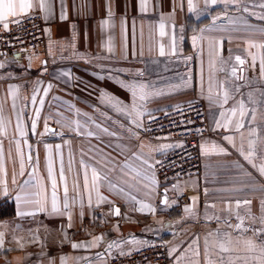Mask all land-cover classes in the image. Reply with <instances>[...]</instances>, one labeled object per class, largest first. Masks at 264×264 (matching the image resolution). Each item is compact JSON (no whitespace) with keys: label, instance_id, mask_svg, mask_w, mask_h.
Masks as SVG:
<instances>
[{"label":"crops","instance_id":"crops-1","mask_svg":"<svg viewBox=\"0 0 264 264\" xmlns=\"http://www.w3.org/2000/svg\"><path fill=\"white\" fill-rule=\"evenodd\" d=\"M47 2L50 5L47 12L34 0L36 6L27 14L7 21L29 14L39 15L43 23V43L33 50L0 57V63L4 64L0 68V115L7 124V135H0L3 161L0 208L9 211L0 216V233H3L0 264H108L111 254L145 245L129 243L132 240L147 244L161 241L168 255L170 249L175 248L169 255V264H176L177 258L182 256L180 264H192L197 259L194 251L198 244L200 264H205V238L211 251L217 253L219 250L213 244L227 239L225 234H230L237 250L220 255L246 257L247 264H261L264 259L260 251L264 246V176L260 175L258 167L264 164V75L260 63L264 48L251 45H264V20L257 18L264 15V8L259 7L264 0H239L240 10L237 4L206 8L205 0H193L196 12L188 10V0H146L144 12L140 11V0ZM244 6L249 12L242 10ZM62 13L66 19H61ZM216 16L220 19L213 23ZM105 20L107 24L102 23ZM161 23L165 25L163 37L160 36ZM173 34L175 55L171 54ZM193 37L197 38L195 44ZM161 45L165 56L159 55ZM237 56L244 60L243 65L237 63ZM210 60L215 62L212 69ZM221 60L226 63L221 64ZM234 66L237 76L242 78L231 76ZM220 67L225 71H219ZM117 80L146 83L163 90L165 95L151 99L146 105L152 114L195 100L204 103L209 134L198 143L199 175L158 181L153 168L142 161L148 160L153 165L158 155L172 149L158 150L161 145L178 143L130 134L125 122L127 117L117 114L100 95L104 91L130 103L131 94L116 83ZM185 81L190 82L185 85ZM49 85L51 88L45 95L44 89ZM10 87L18 89L15 96L10 93ZM224 91L228 92L229 99L221 108L219 101ZM34 92L35 103L32 102ZM241 101L248 109L242 129L243 147L247 153L248 141L255 142L253 162L257 167L240 155L241 136L234 127L231 130L216 127V121L222 119L220 112L238 109ZM101 113L111 119H105ZM17 114L26 132L23 138L15 133ZM253 114L255 121L251 119ZM146 117H142L143 122ZM33 120L37 124L34 132ZM76 121L79 129H76ZM45 124L53 132L41 135ZM96 124L101 127L97 128ZM252 128L256 135L249 136ZM228 135L234 136L235 147L224 139ZM16 139L21 140L25 157L24 175H20ZM25 140L27 145L23 143ZM211 143L224 147L227 154H202L201 145ZM45 145L51 146L57 174L59 213L52 212V188L47 173L49 152ZM29 152L33 157L31 162L27 160ZM61 159L68 185L69 208L66 210L63 208L64 185L59 180ZM84 166H87L89 190L84 188ZM92 168L105 178L100 182V194L106 199L98 203L92 191L89 206ZM14 174L16 183L12 182ZM5 181L7 195L4 194ZM74 181L78 187H74ZM183 191L189 192L188 199L180 204L177 196ZM38 193L45 201L44 211H38V205L33 203L41 198ZM165 195L167 205L162 203ZM17 196L21 197L19 201ZM246 200L250 204H244ZM137 201L151 205L155 212L138 210ZM237 201L241 202L239 208ZM185 207H191L193 213H185ZM117 208L119 215L114 214ZM237 213L243 219L241 229L235 228L240 223ZM94 237H103L96 247H72L73 244L88 245ZM248 239L256 245L252 250H247L245 241ZM113 242L119 247L109 249L108 245ZM211 258L217 260L218 256ZM237 264H245L244 259Z\"/></svg>","mask_w":264,"mask_h":264},{"label":"snow or ice","instance_id":"snow-or-ice-1","mask_svg":"<svg viewBox=\"0 0 264 264\" xmlns=\"http://www.w3.org/2000/svg\"><path fill=\"white\" fill-rule=\"evenodd\" d=\"M217 4H223L225 5V7H227L229 4H237L238 8L237 10H240L239 7V0H205V6L206 8L208 6H214ZM36 5L34 4V0H0V22H3V28L5 30H7L9 28V24L7 23V21L9 20V18H15L24 14H27L29 12V10L33 9ZM38 6L41 10L44 11H49L50 10V5L48 4L47 0H38ZM259 7L264 8V4L259 5ZM146 10V0H140V11L144 12ZM188 10L190 12H196V8L193 5V0H188ZM242 10L244 12H249V8L247 6H244L242 8ZM199 14V13H197ZM252 15H255V13H251ZM108 15L109 17H111L112 13H111V9H108ZM47 18V17H45ZM258 19H262L264 20V15H260L257 17ZM61 19H66V15L64 13L61 14ZM220 19V16H216L213 18V23ZM15 23H19V20H15ZM102 23L107 24L108 21H102ZM160 28V36L163 37L165 35V25L163 23H161L159 25ZM201 31H204L203 29H201ZM196 37H193V43L195 44L196 42ZM172 50H171V54L175 55V41H176V37L173 34L172 35ZM252 47H261L264 48V45H251ZM165 48L163 45L160 46L159 48V55L160 56H165ZM190 59V58H188ZM235 60L237 61V63L239 65H243L244 64V60L241 59V57L237 56L235 57ZM253 61H255V57L253 56ZM226 63L225 61L221 60V64ZM261 73L262 75H264V57L261 58ZM210 69L215 67V62L210 60L209 63ZM4 64L0 63V68H3ZM219 71H225V69L223 67H220L218 69ZM67 75V73L65 74ZM231 76L232 77H236L237 79H240L242 77L237 76V68L234 66L231 69ZM100 79H104V77H100ZM190 81H185V85H187ZM116 83H118L121 87L125 88L130 94H131V102L130 103H125L124 101L120 100L119 98L109 95L107 92L102 91L101 92V99L107 101V103L112 107V109H114V111L119 114V115H124L125 117L128 118L129 122L134 125L136 128H143V120L142 117H144L145 115L149 116L150 118H154L152 117V113L151 111H149L146 107L147 103L158 96L161 95H165L166 93L163 90H157L155 89L154 85H150V84H146V83H137V82H131V83H125L124 81L121 80H117ZM176 87H179V85H177ZM51 88V85L48 86V88L44 89V93L45 95L47 94V92L49 91V89ZM18 91L17 88L14 87H10V93L15 96V93ZM211 92H212V88H211V79H210V86H209V99H211ZM229 99V94L227 91H224L222 94V97L219 101V106L221 108H223L224 104H226L228 102ZM32 102L35 103L36 102V92H34L33 96H32ZM41 104H43V100L40 101ZM15 103H13V109H15ZM177 110H181V106L177 105L176 106ZM248 114V109L246 108L245 104L243 101H241L239 103V108H231L228 110V112H224L221 111L220 112V117L222 118L221 120H217L216 121V127L217 128H221L223 127L226 130H231L234 127L235 132L240 133L241 136V148H240V155L244 157L245 160H247L249 163L252 164L253 167H257V165L253 162V158L256 155L255 152V142L253 140H249L248 141V152L245 153L244 151V147H243V140H244V133L242 131V129L245 128V117ZM37 117L39 116V110H37L36 113ZM101 115L104 116L105 119H111L110 116H107L106 113H101ZM252 121H255L256 117L255 114L252 115L251 117ZM76 124V129L80 128V124L78 121L75 122ZM36 120L32 121L31 124V128L32 131L34 132L36 129ZM97 128H100L101 125L100 124H96ZM121 127H123V125H121ZM103 131L107 132L108 129L107 128H103ZM129 132H132V129L129 128L128 129ZM199 131V130H197ZM49 132H53V130L49 129L47 124H45V129H44V133H41V135L47 134ZM15 133L18 134V136L20 138H23L26 135L25 129H24V125H23V121L21 119L20 114H17V121H16V125H15ZM55 134V133H53ZM89 135H91L92 133H88ZM249 136H254L256 135V130L254 128L249 130ZM0 135H7V124L4 120V118L2 117V115H0ZM133 135H136L135 133H133ZM224 139L226 141H228L229 144H231L233 147H235V143H234V136L232 135H228L225 136ZM16 143V150H17V154L19 155L20 158V175H24L25 172V157L24 154L21 150V140L20 139H16L15 140ZM23 143L25 145H27V141H23ZM29 148H31V145H28ZM57 149H59V145L56 146ZM143 147V145L141 146ZM175 147H183L182 144H176V145H161L160 149H168V148H175ZM45 148L48 150L49 152V157H48V162H47V173H48V179L51 182V188H52V212L53 213H59L60 212V208L58 206L57 203V174L54 171L53 168V162L51 159V146L50 145H45ZM201 152L204 155H209V154H227V150L224 147H221L220 145H217L215 143H211L209 144H202L201 145ZM139 159V157H137ZM33 159L31 153L29 152L28 156H27V160L29 162H31ZM144 164H147L149 167H153L151 164L148 163V160H143L142 161ZM157 163H159V161H157ZM81 164L83 165V162H81ZM85 167V172H84V176H83V182H84V188L85 190H89V177H88V172H87V166ZM69 170H71V164L69 165ZM0 171H3V161H2V154H0ZM33 173L36 172V167L34 166L32 169ZM258 171L260 173L261 176H264V164H261L258 167ZM102 179H105L104 177H102L100 175V173L95 169L92 168L91 169V190L89 191V196H88V202H89V206H91V192L94 191L97 197V202H102L106 199V197L102 196L100 194V182ZM59 180L61 182H63L64 185V203H63V208L66 210L69 208V202H68V185H67V179H66V175H65V169H64V164H63V160L61 159V163H60V169H59ZM13 183H16L15 180V174L13 175ZM25 184H27V181L25 182ZM4 194L7 195V185H6V181L4 182ZM78 183L76 181H74V187H78ZM112 185H110L111 187ZM174 187H177L174 185ZM43 188L42 184H41V189ZM37 195H40L41 198L37 199L35 201H33V203L38 205V211H44L45 209V201L42 197L41 193H38ZM16 199L19 201L21 199L20 196H17ZM193 201L195 202L196 198L193 197L192 198ZM137 203L140 204V207L138 210L140 211H144L145 209H148V211L154 213L155 212V208L151 207V205L146 204V203H142L137 201ZM163 204L167 205L168 204V200H167V196L165 195L164 200L162 201ZM244 204H250V201H244ZM241 202L237 201L236 206L237 208L240 207ZM262 210H264V202H262ZM185 213L188 214H192L193 213V209L191 207H185L184 209ZM25 213H20V215H24ZM28 215H34L35 213H27ZM114 214L115 215H119V209H115L114 210ZM83 215V213H81V216ZM206 218H211V217H206ZM237 218L240 220V223L235 225V228L237 229H241L243 226V219L239 216V213H237ZM69 219H71V216L69 214ZM71 226V225H69ZM244 231H247V229H243ZM209 235H212L211 233ZM218 235V233H217ZM225 236L227 237V239L224 240H218L215 241L213 244V247L217 248L219 251L217 253H213L209 247V241L207 239V237L205 238V247H204V257H205V264H237V261L240 259H244L245 264H247V258L246 257H235L233 258L232 256H228L227 258H225V256L220 255L221 253H230L233 251H236L237 249L233 246V240L230 236V234H225ZM103 239V237H94L93 241L90 242L88 245L85 244H73L72 247L73 248H81V247H96L98 242L101 241ZM129 243H134V244H147L146 241H136V240H132L129 241ZM194 244H197L196 241H193ZM237 243H239V241H237ZM245 244L247 245V250H252L255 248V243L254 241H252L251 239H248L245 241ZM3 246V233H0V247ZM119 247L118 244H116V242L110 243L108 245L109 249H111L112 247ZM191 248V245H190ZM176 251L175 248L170 249L169 251V255L171 256L172 253ZM261 251V256L264 257V246H262L260 248ZM124 254V253H122ZM213 255H217L218 259L217 260H213L211 257ZM194 256L197 257V259H195L192 264H200V260H199V256H200V249L199 246L197 244L196 249L194 251ZM183 259L182 257L177 258L176 264H180V261ZM63 260V258H62ZM261 264H264V259L261 260Z\"/></svg>","mask_w":264,"mask_h":264},{"label":"built area","instance_id":"built-area-1","mask_svg":"<svg viewBox=\"0 0 264 264\" xmlns=\"http://www.w3.org/2000/svg\"><path fill=\"white\" fill-rule=\"evenodd\" d=\"M19 20V23H15ZM5 30L0 24V57L37 48L44 41L43 23L37 14H29L7 22ZM167 108L159 113L147 116L143 128H136L128 118L126 124L135 133L153 141L170 140L182 144L158 155L153 162V172L159 182H169L195 175L201 172V159L198 151L199 141L209 134L207 128V110L204 103L195 100ZM199 130V131H197ZM135 136V135H134ZM159 161V163H157ZM187 191L178 194L183 204L188 199ZM124 253V254H122ZM170 256L161 241L142 245L128 252H115L108 258V264H169Z\"/></svg>","mask_w":264,"mask_h":264},{"label":"trees","instance_id":"trees-1","mask_svg":"<svg viewBox=\"0 0 264 264\" xmlns=\"http://www.w3.org/2000/svg\"><path fill=\"white\" fill-rule=\"evenodd\" d=\"M8 213H9V211L7 212L6 210H1V208H0V216L8 214Z\"/></svg>","mask_w":264,"mask_h":264}]
</instances>
